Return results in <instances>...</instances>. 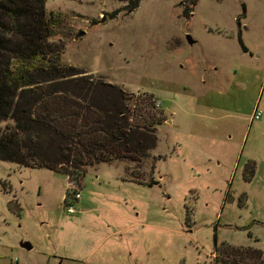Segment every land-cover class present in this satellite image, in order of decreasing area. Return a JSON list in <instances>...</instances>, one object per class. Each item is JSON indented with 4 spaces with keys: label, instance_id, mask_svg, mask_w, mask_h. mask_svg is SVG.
<instances>
[{
    "label": "rangeland",
    "instance_id": "obj_1",
    "mask_svg": "<svg viewBox=\"0 0 264 264\" xmlns=\"http://www.w3.org/2000/svg\"><path fill=\"white\" fill-rule=\"evenodd\" d=\"M123 5L47 0L51 42L64 66L120 88L140 126L145 98L161 100L157 146L87 167L73 215L68 176L0 161V264H218L225 245L264 256V0H141L111 19Z\"/></svg>",
    "mask_w": 264,
    "mask_h": 264
},
{
    "label": "trees",
    "instance_id": "obj_2",
    "mask_svg": "<svg viewBox=\"0 0 264 264\" xmlns=\"http://www.w3.org/2000/svg\"><path fill=\"white\" fill-rule=\"evenodd\" d=\"M120 1L124 5L109 14L111 19L121 10L132 14L141 0ZM46 2L0 0V161L51 170L72 182L97 164L140 163L157 146L153 127L161 123L152 112L155 98L141 101L148 113L147 127L140 126L138 111L131 113L120 88L64 66L63 47L51 42L59 20L48 13ZM253 167H245V180L251 181ZM131 181L157 183L143 182L139 175ZM224 247L215 248L221 253L215 255L218 264H264L261 250Z\"/></svg>",
    "mask_w": 264,
    "mask_h": 264
},
{
    "label": "built area",
    "instance_id": "obj_3",
    "mask_svg": "<svg viewBox=\"0 0 264 264\" xmlns=\"http://www.w3.org/2000/svg\"><path fill=\"white\" fill-rule=\"evenodd\" d=\"M155 101V106L157 107V109L162 107V101L161 100H157L154 99ZM260 117H262V112L261 111H255L254 116L252 117L253 120H259ZM69 188L67 190H69V195H65V199H64V203L65 206L67 208V212L70 213L71 215L75 214L77 212V209L75 207V202H78L81 199V188H75L72 187L71 185L74 184V182H70L69 181Z\"/></svg>",
    "mask_w": 264,
    "mask_h": 264
},
{
    "label": "water",
    "instance_id": "obj_4",
    "mask_svg": "<svg viewBox=\"0 0 264 264\" xmlns=\"http://www.w3.org/2000/svg\"><path fill=\"white\" fill-rule=\"evenodd\" d=\"M186 39L187 41L190 43V44H194L195 41L192 39V37L190 35H187L186 36ZM232 200L231 199H228L227 202L230 203ZM21 247L23 249H26V250H31L33 248L32 244L30 242H25V243H22L21 244Z\"/></svg>",
    "mask_w": 264,
    "mask_h": 264
}]
</instances>
